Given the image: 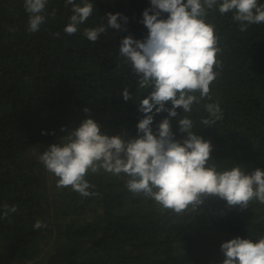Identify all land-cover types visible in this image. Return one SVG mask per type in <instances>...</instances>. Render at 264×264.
I'll list each match as a JSON object with an SVG mask.
<instances>
[{
    "label": "trees",
    "instance_id": "16d2710c",
    "mask_svg": "<svg viewBox=\"0 0 264 264\" xmlns=\"http://www.w3.org/2000/svg\"><path fill=\"white\" fill-rule=\"evenodd\" d=\"M65 2L48 0L46 22L31 33L24 0H0V264H223L222 243L258 242L264 204L256 201L241 210L209 197L194 213L176 215L128 191L124 174L103 170L86 176L94 195L57 187L39 156L86 119L103 135L138 138L144 118L138 104L149 94L138 89L139 77L119 57V47L125 37H147L142 13L150 0H89L93 14L73 35L63 31L72 15ZM117 13L127 18H118L122 30L107 27V14ZM233 15H221L217 6L206 17L223 65L211 100L194 104L191 113L177 108L170 124L182 141L177 120L188 116L193 132L211 143L218 171L241 166L250 174L264 171V23L241 32ZM99 26L106 32L87 40L84 29ZM126 87L132 100L123 99ZM207 103H219L223 113L210 128L201 123ZM165 118L167 112L153 116V134ZM36 221L46 227L36 229Z\"/></svg>",
    "mask_w": 264,
    "mask_h": 264
},
{
    "label": "clouds",
    "instance_id": "9594fccd",
    "mask_svg": "<svg viewBox=\"0 0 264 264\" xmlns=\"http://www.w3.org/2000/svg\"><path fill=\"white\" fill-rule=\"evenodd\" d=\"M47 4L48 0H24L29 32L39 31L46 22ZM68 5H72V15L63 31L73 35L92 16L94 7L89 0H82V6L66 0ZM150 5L142 13L147 37L142 42L125 37L119 47V57L139 77L138 89L149 93L138 104V111L144 114L136 126L138 138L125 141L121 136L103 135L93 119H86L59 144L49 146L39 160L58 178V188L70 187L88 197L95 194L88 191L92 187L86 180L90 172L124 174L128 191L152 199L162 212L176 215L194 213L209 197L241 210L253 201L264 204V171L249 174L241 166L218 171L211 163L212 145L193 132V120L188 116L177 120L179 132L186 134L182 141L175 140L170 124V119L177 118V108L191 113L194 104L211 100V85L223 67L215 26L206 22L209 11L218 6L221 15L234 12L232 19L244 32L249 25L264 23V5L258 0H150ZM161 13H167V19H160ZM51 15L55 16V10ZM118 18L127 22L119 13L107 14V27L122 30ZM105 32L106 27L99 26L85 28L83 34L96 42ZM122 96L124 101L132 100L127 87ZM168 103L171 108L165 106ZM204 109L208 118L201 123L206 128L223 118L219 103L204 104ZM161 112H167L168 118L153 134V116ZM34 227L46 225L36 221ZM220 250L223 264H264V236L256 243L231 239Z\"/></svg>",
    "mask_w": 264,
    "mask_h": 264
}]
</instances>
